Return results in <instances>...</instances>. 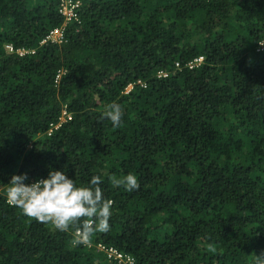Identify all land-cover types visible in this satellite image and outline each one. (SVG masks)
I'll use <instances>...</instances> for the list:
<instances>
[{"label": "trees", "instance_id": "16d2710c", "mask_svg": "<svg viewBox=\"0 0 264 264\" xmlns=\"http://www.w3.org/2000/svg\"><path fill=\"white\" fill-rule=\"evenodd\" d=\"M78 1L58 45L43 41L64 25L61 0H0V264H116L98 244L137 264H254L264 0ZM112 102L118 127L102 115ZM64 107L72 119L60 123ZM49 166L78 184L101 177L112 215L91 247L74 243L76 226L58 231L7 203L11 175L31 182ZM128 173L138 189L114 184Z\"/></svg>", "mask_w": 264, "mask_h": 264}, {"label": "clouds", "instance_id": "9594fccd", "mask_svg": "<svg viewBox=\"0 0 264 264\" xmlns=\"http://www.w3.org/2000/svg\"><path fill=\"white\" fill-rule=\"evenodd\" d=\"M102 115L113 127H118L123 112L119 103L112 102ZM101 182L99 175H93L86 184H78L66 170L49 166L45 177L31 182L27 173L11 175L5 184L4 196L22 214L55 230L66 232L76 226L74 243L85 244L94 231L107 232L110 228L112 202L104 197ZM113 182L126 191L139 188L137 177L132 173ZM254 264H264V255H255Z\"/></svg>", "mask_w": 264, "mask_h": 264}, {"label": "built area", "instance_id": "2783aa9c", "mask_svg": "<svg viewBox=\"0 0 264 264\" xmlns=\"http://www.w3.org/2000/svg\"><path fill=\"white\" fill-rule=\"evenodd\" d=\"M81 3L78 0H61L60 7H59V14L64 18V25L60 28H56L52 30L49 35L46 37V39L43 41V43L50 42L54 44L61 45L65 41V27L67 24L71 22H77L78 16H77V9L80 7ZM261 46L264 45L260 44ZM6 49L9 51H12L10 46H6ZM203 62V58L200 57L198 59H195L193 62L189 63V68L192 69L195 66L200 65ZM178 67V64H177ZM159 77H167V74L163 71L158 73ZM132 89V86H129L127 89V92L129 93ZM72 119V115H70L66 108H63L61 117H60V123H65L67 121H70ZM60 125V124H59ZM8 203V202H7ZM9 204V203H8ZM75 234V233H74ZM85 246L91 247L93 245V242L90 241V238L88 239V242L84 244ZM97 252L102 253L106 256V258L112 263L116 264H137L136 260L120 250L114 248V247H108L103 244L96 245Z\"/></svg>", "mask_w": 264, "mask_h": 264}]
</instances>
